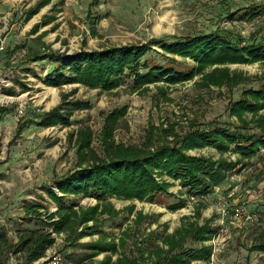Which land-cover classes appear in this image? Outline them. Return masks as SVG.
Listing matches in <instances>:
<instances>
[{"label":"rangeland","instance_id":"rangeland-1","mask_svg":"<svg viewBox=\"0 0 264 264\" xmlns=\"http://www.w3.org/2000/svg\"><path fill=\"white\" fill-rule=\"evenodd\" d=\"M252 6H264V0H0V180L12 183L11 191L6 184L0 185L3 212L9 216L0 228L8 240V248L0 253L1 262L12 258L16 264H25L23 255L12 253L16 234L38 229L50 233L48 223L53 220L48 216L64 205L78 210L99 206V213L94 221L78 227L77 234L83 236L66 241L64 233L51 235L50 251L59 254V264H104L123 258L141 263L144 251L153 250L164 234L186 221L199 226L209 221L215 230L204 244L211 247L210 261L191 264H264V253L255 247L264 231V204L259 203L264 199V152L241 161L230 180L204 198L190 197L179 180L159 173L154 174L156 182L169 187L152 202L61 194L54 185L79 166H90L92 157L105 159L108 145L153 151L162 145L176 146L193 125L237 124L228 114L229 104L238 101L243 91L260 87L263 64L226 65L243 78L233 88L202 87L200 76L176 85L157 83L140 89H132L128 76L112 90L80 83L44 84L47 78L68 75L67 56L77 59L81 52L148 47L153 41L170 43L210 33L250 43L264 36V15L239 19ZM229 15L234 18L228 19ZM43 56L44 60H38ZM143 63L184 72L193 65L191 59L165 54L158 46L139 61L142 73L146 72ZM57 107H62L64 120L40 126L45 114ZM114 111L121 114L107 135L106 117ZM85 139L89 146L80 151ZM187 155L221 158L213 148ZM223 159L234 162L238 158L227 153ZM257 189H262L261 197L248 194ZM229 193L231 206L259 212L262 220L245 227L226 222V232L215 239L220 226L218 200ZM182 203L183 208L171 210ZM199 247L187 242L185 249Z\"/></svg>","mask_w":264,"mask_h":264},{"label":"trees","instance_id":"trees-1","mask_svg":"<svg viewBox=\"0 0 264 264\" xmlns=\"http://www.w3.org/2000/svg\"><path fill=\"white\" fill-rule=\"evenodd\" d=\"M264 6L247 7L239 19L250 20L264 15ZM234 16L229 15L228 19ZM158 46L165 54L188 58L193 65L187 72L175 71L171 67L164 68L154 63H143L146 72L139 71V61ZM40 57L38 60H44ZM264 65V36L253 39L250 43L232 40L231 36L217 33L198 34L174 42L153 41L149 46H121L103 49L101 51L81 52L77 59L67 56L64 68L68 75L58 78H47L44 84L58 87L63 84L80 83L92 89L112 90L119 87L120 79L132 78V89H140L145 85L165 83L176 85L193 80L200 76L202 87L223 86L233 88L243 78L240 74L230 72L225 66L235 64ZM207 70H210L207 72ZM258 79V78H257ZM260 87L242 92L238 101L230 102L228 114L235 118L237 124L227 127L219 124H208L205 127L191 126L176 146L162 145L152 150H136L122 146L108 145L105 159L93 158L90 166L81 168L71 175L54 182L61 194H88L96 198L116 197L125 200L152 202L157 194H166L169 184H158L154 174H165L173 180H179L180 185L190 197L204 198L216 187L229 178V175L241 161L254 158L260 149H264V74L259 79ZM57 107L45 114L40 126H52L62 122L64 115ZM121 113L114 111L106 117L104 132L112 130ZM103 132V133H104ZM89 146L85 139L79 150ZM213 148L221 156L218 160L212 158L187 155L194 150ZM231 153L237 156L234 162L223 159V155ZM53 198L61 201L51 191ZM184 203L176 204L171 210L183 208ZM99 206L87 210L75 209V206H60L54 214L48 216L51 232L43 230H23L16 234L17 244L13 254L24 256L25 264L45 257L46 252L54 244L52 234H66V241L83 236L77 234L82 224L94 221ZM34 212L28 211V213ZM211 222L202 226L192 222H183L170 234L161 237L160 245L153 250L141 254V263L137 260L119 259L114 263L104 264H191L192 262H209L211 247L204 245L210 240L214 229ZM187 242L201 244L196 249L186 250ZM264 253V231L255 246ZM8 248V240L0 233V252ZM101 249V248H100ZM98 249V250H100Z\"/></svg>","mask_w":264,"mask_h":264},{"label":"built area","instance_id":"built-area-1","mask_svg":"<svg viewBox=\"0 0 264 264\" xmlns=\"http://www.w3.org/2000/svg\"><path fill=\"white\" fill-rule=\"evenodd\" d=\"M3 47L0 46V51ZM234 191L238 186L232 188ZM252 197H261L262 189L251 190L248 192ZM231 193L226 194L218 200V216H219V233L216 234L215 239L226 232V222L236 224L238 227L252 226L258 224L262 220L259 212L251 213L238 204L230 205ZM260 204H264V199L260 198ZM54 245V244H53ZM60 256L55 251L51 252L50 249L46 252L45 257L33 262L32 264H59Z\"/></svg>","mask_w":264,"mask_h":264},{"label":"crops","instance_id":"crops-1","mask_svg":"<svg viewBox=\"0 0 264 264\" xmlns=\"http://www.w3.org/2000/svg\"><path fill=\"white\" fill-rule=\"evenodd\" d=\"M262 153V152H264V149H260L259 150V153ZM227 180H230V178H228ZM1 183H4V184H6V187H8V189H9V191H11V188H10V186H11V180H0V185H1ZM226 189H228V188H226ZM226 189H224V190H226ZM223 190V189H222ZM214 191L215 192H217V191H219V189L218 188H215L214 189ZM5 205L3 204V201L2 200H0V228L2 227V225H3V221H5V220H7V219H9V216H8V213L5 211V212H3V209L5 208L4 207ZM10 226H8V228H9ZM5 228H7V227H5ZM10 234V233H9ZM1 253V252H0ZM14 263V261H13V259L12 258H10L9 260H3L2 262L0 261V264H13ZM14 264H16V263H14Z\"/></svg>","mask_w":264,"mask_h":264}]
</instances>
